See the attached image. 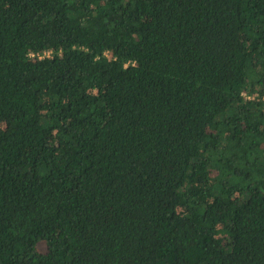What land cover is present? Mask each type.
<instances>
[{
    "label": "trees",
    "instance_id": "obj_1",
    "mask_svg": "<svg viewBox=\"0 0 264 264\" xmlns=\"http://www.w3.org/2000/svg\"><path fill=\"white\" fill-rule=\"evenodd\" d=\"M0 264H264V0H0Z\"/></svg>",
    "mask_w": 264,
    "mask_h": 264
},
{
    "label": "built area",
    "instance_id": "obj_2",
    "mask_svg": "<svg viewBox=\"0 0 264 264\" xmlns=\"http://www.w3.org/2000/svg\"><path fill=\"white\" fill-rule=\"evenodd\" d=\"M50 55V51H45V52H43L42 54H39V53H36V56L38 57V58H41V57H43V56H49ZM30 56H34L33 54H30Z\"/></svg>",
    "mask_w": 264,
    "mask_h": 264
}]
</instances>
